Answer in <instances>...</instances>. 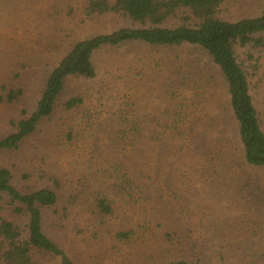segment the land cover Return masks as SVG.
Wrapping results in <instances>:
<instances>
[{"label": "trees", "instance_id": "16d2710c", "mask_svg": "<svg viewBox=\"0 0 264 264\" xmlns=\"http://www.w3.org/2000/svg\"><path fill=\"white\" fill-rule=\"evenodd\" d=\"M241 2L67 0L41 12L39 21L53 31L49 55L25 49L24 59L21 45L0 74V264H201L190 222L211 193L202 187L193 200L189 175L203 172L218 196L230 186L247 202L264 199V94L255 83L264 81V0L251 15L240 13ZM128 46L170 57L167 78L154 80L167 105L153 131L201 142L202 155L183 161L177 183L143 168L121 174L119 164L110 170L100 161L95 172L74 177L60 174L59 162L52 166L53 156L75 146L89 101L111 100L110 90L87 94L75 84L95 80L96 56L125 57L119 52ZM140 64L156 71L167 65L137 61L141 80ZM202 81L208 87L201 92ZM215 95L222 101L211 107ZM118 108L125 115L128 105ZM191 112L201 117L200 132L193 125L184 137ZM123 115L112 146L145 152V129ZM118 214L124 224L113 229Z\"/></svg>", "mask_w": 264, "mask_h": 264}, {"label": "rangeland", "instance_id": "374dc122", "mask_svg": "<svg viewBox=\"0 0 264 264\" xmlns=\"http://www.w3.org/2000/svg\"><path fill=\"white\" fill-rule=\"evenodd\" d=\"M241 1L240 8L237 9L240 13L249 11L250 15L258 12L263 3V0ZM62 3L66 4L67 0H0V74L11 69L8 59L15 52L20 51L21 45L24 46L21 50L24 59H27L25 49L49 55L47 44L52 42L50 36L53 32L52 27L49 26V22H42V18L39 21V18L41 12L49 14L48 11L54 5H62ZM246 5L249 10L245 9ZM27 20L24 27L22 24ZM39 24L50 30L49 35L45 36L44 32L41 33ZM13 27L15 30H12ZM24 35L28 36V39H25ZM31 39L32 42H30ZM58 47L61 48L60 45ZM149 52L148 49L139 50V46L134 49L133 46H128L119 52L126 55L125 57L113 54L115 62L113 59L110 60V55L101 53L96 56L97 77L95 80L75 84L76 89L80 86V91H85L87 94L110 90L111 100L104 95L103 105H100L97 101H89L90 98H88V108L84 112L88 118L79 120L80 128L77 134L80 137H77L75 146L67 148L61 155L52 157L53 167L56 166L55 161L59 162L57 167L60 174L67 173L74 177L81 175L86 169L95 172L100 161V163L108 164L110 170L115 164H119L122 168L121 174L141 173L143 168L148 173H155L154 177L158 176L159 180L163 177L174 181L176 177H179L180 169H184L182 166L184 160L191 159L192 162L199 160L195 155H202L203 149L199 148L201 142L197 139L182 141L178 135L172 136L163 131H153L158 121L162 120L167 105L163 91L160 92V86L154 80L167 78L170 69L166 67L170 57L156 52H151L149 55ZM137 61L160 65L165 61L167 65L156 71L150 70L148 66L142 67L140 64L142 67L140 70L146 78L141 80L134 71ZM202 68H198L196 72L201 70L200 75L206 80L207 76L205 72H202ZM162 72L164 75L161 74ZM255 83L259 88L258 92L264 94V81L259 83L255 81ZM200 85L201 92L208 87L207 84H203V81ZM103 86H106V89H103ZM213 98L211 107L215 101H222L221 95H215ZM119 104L128 105L125 115L121 110L119 111ZM193 112L186 117L193 122L183 123V132L188 133L184 137L193 135L190 131L188 132L193 125V129L200 132L201 117L199 118L198 115L194 118ZM205 112L209 118V115H212V108ZM122 115L128 117L132 123L141 124V127L145 129L142 133L146 141L145 152L141 150L135 152L126 143L112 146L109 136L117 130L114 128L115 123ZM198 119L199 121L195 124L194 121ZM126 155L130 158L127 159V156L122 160V156ZM85 162L87 163L83 165L82 163ZM189 177L191 189L198 193L197 196H192L193 200L200 196L202 187L211 193L210 196L200 199V202L205 203L207 207H203L190 222L193 256L199 257L201 264H264V261L254 262L259 259V254H264V199L259 203L247 202L237 193L236 188L230 186H224L226 189L221 190L225 194L218 196L215 194L218 190L216 185L203 172L199 175L194 173ZM179 180L180 177L175 183ZM108 186L112 188L111 182ZM214 194L217 195L216 198ZM125 206L127 207V204ZM122 219L124 217L118 214L110 221L113 229L119 228L121 223L124 224ZM122 250L124 253L125 247H122Z\"/></svg>", "mask_w": 264, "mask_h": 264}]
</instances>
